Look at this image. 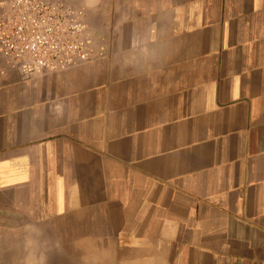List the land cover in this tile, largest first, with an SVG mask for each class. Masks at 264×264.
<instances>
[{
  "label": "crops",
  "instance_id": "0c3cea01",
  "mask_svg": "<svg viewBox=\"0 0 264 264\" xmlns=\"http://www.w3.org/2000/svg\"><path fill=\"white\" fill-rule=\"evenodd\" d=\"M80 1L88 60L29 78L0 54V241L264 264V0Z\"/></svg>",
  "mask_w": 264,
  "mask_h": 264
},
{
  "label": "built area",
  "instance_id": "2783aa9c",
  "mask_svg": "<svg viewBox=\"0 0 264 264\" xmlns=\"http://www.w3.org/2000/svg\"><path fill=\"white\" fill-rule=\"evenodd\" d=\"M88 9L80 0H5L0 54L23 77L72 68L94 54Z\"/></svg>",
  "mask_w": 264,
  "mask_h": 264
},
{
  "label": "rangeland",
  "instance_id": "374dc122",
  "mask_svg": "<svg viewBox=\"0 0 264 264\" xmlns=\"http://www.w3.org/2000/svg\"><path fill=\"white\" fill-rule=\"evenodd\" d=\"M20 236L21 234H18L16 240H8L6 238L0 241V264H30L31 262L33 264L100 263V258L98 257H93L89 260L88 256L75 253L72 248V241L68 240L63 242V247L58 246L55 241L49 240V244H53L54 247L48 249L50 251H44V225H33L32 239L20 240ZM118 264H120V261Z\"/></svg>",
  "mask_w": 264,
  "mask_h": 264
},
{
  "label": "bare ground",
  "instance_id": "6f19581e",
  "mask_svg": "<svg viewBox=\"0 0 264 264\" xmlns=\"http://www.w3.org/2000/svg\"><path fill=\"white\" fill-rule=\"evenodd\" d=\"M77 252V251H76ZM78 252H84V251H78ZM85 252H88V251H85ZM31 254V253H30ZM0 256H1V254H0ZM33 256V255H32ZM27 259V258H26ZM84 259H85V257H84ZM116 260V259H115ZM34 262V261H33ZM89 262V261H88ZM87 262V263H88ZM100 262V264H109L110 262H107V263H104V262H102V261H99ZM84 263V262H83ZM30 264H33L32 262L30 263ZM98 264V263H97Z\"/></svg>",
  "mask_w": 264,
  "mask_h": 264
}]
</instances>
